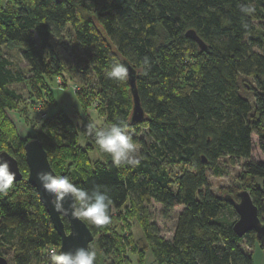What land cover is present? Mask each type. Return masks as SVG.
Segmentation results:
<instances>
[{"label": "trees", "instance_id": "obj_1", "mask_svg": "<svg viewBox=\"0 0 264 264\" xmlns=\"http://www.w3.org/2000/svg\"><path fill=\"white\" fill-rule=\"evenodd\" d=\"M253 1L0 0V111L21 99L9 87L12 83L26 82L31 101L36 102L39 94L44 107L55 103L45 80L57 77L51 39L62 37L69 25L81 70L94 73L93 99L100 125L124 120L128 128H147L151 142L143 143L136 167H116L108 154L98 150L87 120L100 125L79 94L80 116L74 120L59 110L37 129L35 138L42 141L57 174L89 191L98 186L110 196V223L96 226L85 221L105 253L115 254L118 241L111 222L114 212L128 203L142 222L155 264H253L242 242L251 247L257 241L264 247L253 230L242 236L234 232L237 213L230 199L238 200V193L216 195L206 175L208 167L220 172L221 157L249 158L253 134L264 152V54L254 50L264 43V0ZM249 3L256 12L245 16L240 5ZM188 29L207 43L206 50L186 36ZM13 48L27 61L26 70L9 58ZM145 58L150 62L146 75ZM113 59L129 62L136 71L145 112L139 122L130 119L133 98L128 80L117 82L104 74ZM249 77L254 82L249 84L251 98L243 92ZM28 140L0 120V151L18 160L23 175L13 182L20 188L18 196L12 191L0 193V254L10 245L14 264H46L49 250L59 249L60 237L37 191L27 182ZM177 166L185 168L173 174ZM240 178L262 219L264 160L246 163ZM151 201L165 211L183 207L170 239L159 235L150 221ZM63 222L67 229L65 218Z\"/></svg>", "mask_w": 264, "mask_h": 264}, {"label": "rangeland", "instance_id": "obj_2", "mask_svg": "<svg viewBox=\"0 0 264 264\" xmlns=\"http://www.w3.org/2000/svg\"><path fill=\"white\" fill-rule=\"evenodd\" d=\"M255 1L256 0H254L253 3ZM255 27H258L257 21L255 22ZM51 43L53 55L56 56V65L53 70L55 71L54 74H57V77H45V80L53 92L55 103L49 105V107H44L45 99L39 98V94L37 96L38 99L35 100L36 102L33 100L31 101L32 98L30 97L29 85L26 82L12 83L9 87L13 89L15 93L19 94L21 99L15 101L12 107H5L4 110L0 111V120L11 125L21 138L31 139L36 137L39 134L37 129H39V125L43 122L45 117L47 118L59 110H63L75 120L77 116H80L76 113L80 110V103L76 94L81 96L80 100L82 99V101L88 103L87 112L90 117H92L98 125L102 122L101 116H99L95 110L97 109V103L93 99V92L96 88L94 73L91 70L85 72L81 70V64L77 59L79 55L78 48L71 27L69 25L66 26L62 32V37L52 38ZM254 50L264 54V43H262L260 47L255 46ZM8 56L16 66L22 70L27 69V61L23 59L17 48H13ZM57 71H59V73ZM33 83H36L35 80H33ZM244 83L248 90H244L243 92L247 97L251 98L252 88L249 84L253 86L254 82L252 78L249 77ZM31 91L35 94L38 93L35 87H32ZM92 123L90 119L87 120V125ZM127 131L131 135L133 142L137 145L138 155H140L143 149V143L148 146L151 142L146 126L140 125L135 129L127 128ZM252 142L253 150L249 158L234 160H230L229 157L226 156L219 158L217 165L220 172L218 174L210 167L206 168L208 185L216 195L224 196L225 194H231L236 197L239 191L246 188L244 181L240 178L245 164L264 160V152L259 149L257 136L254 134L252 135ZM79 143H84L81 136L79 137ZM91 157L95 158V154L91 153ZM183 168L185 167L177 166L172 173L175 174ZM23 174L25 173L23 172ZM9 191H12L13 195L16 197L20 193V188L13 186ZM182 209V206H178L169 211H165L164 208L155 201H151L147 204L150 221L154 223L159 235L167 239L172 237L177 215ZM114 214L111 225L113 227L112 234L115 235L118 241L117 249L115 254L105 253L104 250L98 247L97 238L95 237L90 243V250H94L97 253L95 264H155L154 257L143 236L142 222L138 219L134 207L128 203L126 207L122 208L120 211L114 212ZM227 215L229 216L230 214ZM230 218L233 219L235 216L230 215ZM241 247L244 251L251 254L253 264H264V247L257 241L251 247L242 242ZM53 249L59 252L58 248L52 247L49 253ZM3 255L7 260L9 256H13L10 245H6L3 248ZM8 263L12 264L9 260Z\"/></svg>", "mask_w": 264, "mask_h": 264}, {"label": "clouds", "instance_id": "obj_3", "mask_svg": "<svg viewBox=\"0 0 264 264\" xmlns=\"http://www.w3.org/2000/svg\"><path fill=\"white\" fill-rule=\"evenodd\" d=\"M240 12L252 16L256 12L252 4H241ZM150 70L147 58L143 61V74ZM107 78L117 82H125L129 78V68L119 59H113L104 69ZM124 120L108 125H88V132L94 137L98 150L108 154L116 167H136L140 164L137 145L127 131ZM35 179L45 194L50 197L49 203L58 214L71 215L73 218L86 221L96 226L110 223L109 208L112 200L106 191L97 186L93 190L78 187L72 180L61 174L41 170L35 173ZM16 180V173L10 170L7 159L0 157V193L6 194ZM67 205V207H66ZM97 253L87 247H78L68 251L49 253L46 264H95ZM8 260L14 264V257Z\"/></svg>", "mask_w": 264, "mask_h": 264}, {"label": "water", "instance_id": "obj_4", "mask_svg": "<svg viewBox=\"0 0 264 264\" xmlns=\"http://www.w3.org/2000/svg\"><path fill=\"white\" fill-rule=\"evenodd\" d=\"M186 36L194 40L201 50L207 49V43L194 29H188ZM124 64L129 68L128 83L133 98L130 119L131 122L136 123L143 119L145 112L136 88V71L129 62L125 61ZM24 156L28 169L27 182L37 191L40 201L49 215L53 228L60 237L59 252L78 247H87L90 249V243L93 241L94 236L86 222L73 218L71 215L58 214L53 211L52 205L49 203L50 197L44 193L35 179V173L41 170L57 174L50 165L48 154L42 141L35 137L26 141L24 144ZM0 157L7 159L10 163V170L16 173V180L14 182L20 181L23 175L20 171L18 160L7 151H0ZM203 159L205 161V158ZM230 202L233 204L235 212L237 213V220L232 226L234 232L238 236H242L253 230L256 238L264 243V215L262 219L258 216V207L253 202L249 191H239L238 200L230 199ZM63 218L68 222L67 229L64 226ZM0 264H9L7 258L2 254H0Z\"/></svg>", "mask_w": 264, "mask_h": 264}]
</instances>
